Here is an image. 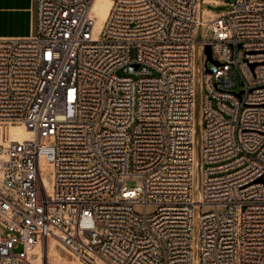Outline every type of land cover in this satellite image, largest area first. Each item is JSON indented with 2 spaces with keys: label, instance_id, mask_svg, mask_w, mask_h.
Segmentation results:
<instances>
[{
  "label": "built area",
  "instance_id": "built-area-1",
  "mask_svg": "<svg viewBox=\"0 0 264 264\" xmlns=\"http://www.w3.org/2000/svg\"><path fill=\"white\" fill-rule=\"evenodd\" d=\"M109 1L99 28L96 0H37V34L0 38V264L46 239L86 264H264V0Z\"/></svg>",
  "mask_w": 264,
  "mask_h": 264
},
{
  "label": "rangeland",
  "instance_id": "rangeland-1",
  "mask_svg": "<svg viewBox=\"0 0 264 264\" xmlns=\"http://www.w3.org/2000/svg\"><path fill=\"white\" fill-rule=\"evenodd\" d=\"M224 2V4L218 5V6H212L209 4L204 5V8L210 9L214 12L217 13H223L231 9V5L236 1V0H221ZM202 19H204L206 16L202 14ZM34 34H37V29L35 30ZM212 37V30L211 29H206L205 27L201 26V28L198 30V40H208ZM207 61V55L206 53L203 54V56L198 55L196 58V65L199 67L201 65L204 66L205 69V64ZM203 90L200 87V84L197 83V105H196V147L198 143L201 140V131H202V118H201V97H202ZM199 151V147L197 148ZM200 163L197 165L199 166ZM138 185L137 182L134 181H129L128 186L133 187ZM157 207L156 206H149L145 209L144 206H135L134 207V212L138 215H143L145 212H147L148 215L152 216L157 212ZM225 209L220 208L219 212H223ZM214 211V208L212 207H204L201 209V211H197L196 214L199 215L200 213L206 214ZM6 231L0 226V234L1 235H6ZM47 240V241H46ZM43 240L42 244L39 246V248L35 251V256L33 260V264H41L42 260H44L42 263L44 264H86L80 259H78L76 256L70 254L66 249L63 248L58 242H56L53 239H46ZM48 241H53L54 243V250L55 253L49 255L48 257L42 259L40 256V252L43 249V244L45 245ZM160 257H162V253L159 252ZM56 259V260H55ZM40 260V261H39Z\"/></svg>",
  "mask_w": 264,
  "mask_h": 264
},
{
  "label": "crops",
  "instance_id": "crops-1",
  "mask_svg": "<svg viewBox=\"0 0 264 264\" xmlns=\"http://www.w3.org/2000/svg\"><path fill=\"white\" fill-rule=\"evenodd\" d=\"M209 4H224L221 0H201L200 13L205 19H212L218 14L204 8ZM37 29V0H0V38H25Z\"/></svg>",
  "mask_w": 264,
  "mask_h": 264
},
{
  "label": "bare ground",
  "instance_id": "bare-ground-1",
  "mask_svg": "<svg viewBox=\"0 0 264 264\" xmlns=\"http://www.w3.org/2000/svg\"><path fill=\"white\" fill-rule=\"evenodd\" d=\"M110 6L111 3L109 0H96L95 4H94V12H96L98 18H99V28L102 26V24L104 23V21L106 20L109 11H110ZM200 18L202 19V14L200 13ZM202 26V25H201ZM199 46L196 47V49H198ZM8 135L10 136L11 139L13 140H19V141H25L30 139L31 134L30 132L26 131L24 128L22 127H18V126H13L9 129L8 131ZM194 142L196 143V126H195V138H194ZM200 163V161L197 159L196 160V165H198ZM201 164V163H200ZM42 184V192H41V197L42 198H49V191H48V182L47 180L43 179L41 181ZM47 241V240H46ZM53 241H48L45 245L43 244V249L40 252V256L42 257V259L48 257L49 255L55 253L54 250V243H52ZM56 260V259H55ZM40 261V260H39ZM44 260H42L43 262ZM40 262L41 264H44ZM96 264H103L101 262H97Z\"/></svg>",
  "mask_w": 264,
  "mask_h": 264
},
{
  "label": "water",
  "instance_id": "water-1",
  "mask_svg": "<svg viewBox=\"0 0 264 264\" xmlns=\"http://www.w3.org/2000/svg\"><path fill=\"white\" fill-rule=\"evenodd\" d=\"M205 53L207 55L208 60L211 61V62H213V60H212V53H211V48L210 47H207L206 48V52Z\"/></svg>",
  "mask_w": 264,
  "mask_h": 264
}]
</instances>
